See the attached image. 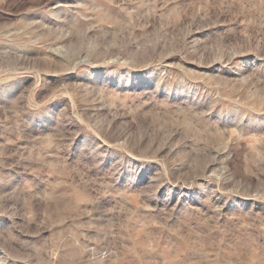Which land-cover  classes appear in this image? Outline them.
Wrapping results in <instances>:
<instances>
[{
  "label": "rangeland",
  "instance_id": "rangeland-1",
  "mask_svg": "<svg viewBox=\"0 0 264 264\" xmlns=\"http://www.w3.org/2000/svg\"><path fill=\"white\" fill-rule=\"evenodd\" d=\"M0 264H264V0H0Z\"/></svg>",
  "mask_w": 264,
  "mask_h": 264
}]
</instances>
